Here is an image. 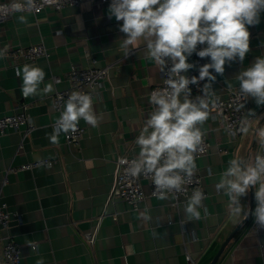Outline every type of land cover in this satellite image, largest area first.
Instances as JSON below:
<instances>
[{"label":"crops","instance_id":"obj_1","mask_svg":"<svg viewBox=\"0 0 264 264\" xmlns=\"http://www.w3.org/2000/svg\"><path fill=\"white\" fill-rule=\"evenodd\" d=\"M109 4L110 0L102 4L85 0L59 11L47 7L37 15L24 12L27 24L17 22L20 13L9 14L0 23V48L44 43L48 56L28 64L43 67L46 82L52 76H63L71 65H112L94 100L95 110L103 117L100 126L92 128L81 121L85 135L77 146H68L63 134L58 144L50 139L58 117L52 108V94L42 99L25 98L20 90L22 81L15 75V69L24 63L0 58V115L17 111L25 103L34 124L24 136L14 129L0 134L1 198L13 214L7 232L21 248V264H36L41 256L46 264H186L185 252L191 254L195 264H209L238 223L227 211V198L215 192L218 176L209 177L207 170L211 167L219 173L232 156L249 155L253 148L255 155L259 140L250 148L251 134L232 137L217 119H209V151L200 156L197 165L206 194L204 205L210 215H202L199 221H186V199L174 204L146 197L137 208L150 209V223L140 220L137 208L125 201L108 202L115 162L122 155L138 151L135 137L152 110L149 92L161 79L159 69L147 57L143 41L133 45V52L125 57L119 47L124 34L119 31V23L108 18ZM77 17L83 24L81 30L76 27ZM250 32L251 51L243 64L226 66L224 76H217L214 88L221 99L237 88L235 75L264 53V16ZM226 79H230L232 89L227 88ZM64 86V81L55 85ZM193 94L198 93L193 90ZM246 109H254L258 115L264 113V108H257L253 100L248 101ZM49 158L53 160L51 168L38 165L5 174L8 167ZM144 190L148 192L145 183ZM242 202L250 205V194ZM251 207H255L253 194ZM99 219L91 247L83 235ZM253 227L250 216L215 264H264V246L259 244V240L264 241V231L256 236ZM30 242L39 244L36 252L31 250ZM1 246L0 239V261Z\"/></svg>","mask_w":264,"mask_h":264},{"label":"clouds","instance_id":"obj_2","mask_svg":"<svg viewBox=\"0 0 264 264\" xmlns=\"http://www.w3.org/2000/svg\"><path fill=\"white\" fill-rule=\"evenodd\" d=\"M36 5L37 0H10L6 8L13 15L20 13L16 16L18 23L27 24L28 18L22 13L31 12ZM107 13L109 19L119 23V31L124 34L119 47L125 57L133 52V45L143 41L149 61L164 77L163 86L149 93L152 110L135 137L138 151L131 158L120 157L118 163L126 176L150 179L156 199L178 201L179 194L186 192L188 186L198 184L197 160L204 152L206 125L209 119H216L212 112L221 99L214 88L217 76H224L226 66L243 64L250 53V28L261 23L264 0H110ZM76 22L81 30V18L77 17ZM7 54V46L0 48V58ZM193 55L208 62L197 66L191 60ZM192 70H197L198 75H188ZM15 75L22 81L20 90L25 98L42 99L55 93V85L60 83L46 82L47 73L34 64L17 67ZM235 80L238 102L234 110L245 112V116L236 129L231 130L230 126V135L251 134L254 141L259 140L260 150L255 155L232 156L222 171L216 173L209 167L207 174L218 176L214 189L227 198L229 215L236 223L251 216L252 231L257 236L264 231V126L253 127V123L264 125V113L245 111V105L253 100L257 108H264V53L242 68ZM224 83L232 89L230 79ZM193 86L198 94H193ZM96 99L92 92L71 91L54 123L51 142L58 144L61 134H75L81 121L92 128L99 127L103 117L95 110ZM39 166L51 168V159L40 160ZM250 192L254 208L242 202ZM205 199L202 187L192 189L183 204L187 222L210 215ZM136 210L140 220L152 222L149 208ZM259 244L264 246V241L259 240ZM28 245L33 252L39 248L37 242ZM36 264H46L45 258L39 257Z\"/></svg>","mask_w":264,"mask_h":264},{"label":"built area","instance_id":"obj_3","mask_svg":"<svg viewBox=\"0 0 264 264\" xmlns=\"http://www.w3.org/2000/svg\"><path fill=\"white\" fill-rule=\"evenodd\" d=\"M84 1L85 0H37L36 8L33 9L30 13L37 15L44 8L47 7H51L54 10L59 11L65 6H76ZM94 1L102 4L109 0ZM9 3L10 0L0 1V23L3 22L9 14H11L10 10L6 8V5H8ZM7 47L8 54L4 58L10 60L13 63L22 62L26 64L34 62L38 58L48 56L47 48L43 42H38L25 46L18 45ZM192 61L195 62L197 66L208 62L206 59L201 60L195 55H193ZM111 66V64H105L99 67L71 65L69 70L63 76H52L53 82L59 80L60 82L64 81L66 83V86L62 88L57 87V91L51 96L52 108L58 114V116L60 114V111L62 110L64 102L67 99V96L71 93V91L83 90L85 92H92L96 96L99 93V90L103 86L104 82L108 78ZM188 75H198V72L197 70H192L188 73ZM160 76V82L155 85L150 90V92L157 87L163 86L164 77L162 76V74H160ZM193 90L197 91L195 86H193ZM237 102L238 95L235 89L233 91L228 92L226 97L220 99L219 106L213 110L214 116L224 127L227 135H230V126L231 130L236 129L239 126L240 121L245 116V112H236L234 110V105ZM26 108L27 104L22 103L17 111H14L9 114L0 115V134H2L6 129H14L16 131H20L23 136L29 134L34 129V124L29 119L26 113ZM245 111H247L246 105ZM85 133V127L79 125V130L75 134L69 136L64 135L65 143L68 146H77L79 144L80 139L83 137V135H85ZM237 136L241 135L238 134ZM258 150H260V146L258 147ZM208 151L209 143L206 139L204 152L201 153L200 156L207 154ZM122 156H127L131 158L133 154H125ZM118 159L115 162L114 178L108 193L107 200L109 202L112 201V199H121L127 204H129L131 207L137 208L138 203L143 201L146 197H154L153 185L150 179L148 178L140 177L134 179L126 176L123 167L118 163ZM39 161L40 160L23 163L16 167H8L5 171V174L21 170H30L38 166ZM51 163L53 164V160H51ZM196 179L198 180V184L194 183L188 186L186 192L179 194L178 201L185 200L188 195H190L193 188L197 186L203 188L202 177L199 173H197ZM5 182L6 179L4 178L2 181V185ZM144 183L148 187V192H145L144 190ZM178 201H173V203L177 204ZM11 216H13V214L8 210L7 204L2 200L0 190V231L2 233L0 236V239L2 240L0 264H21L22 260V251L19 244L16 242L14 237L7 232L10 227ZM99 223L100 219L97 221L94 227L86 231L83 235L85 241L91 247L94 245ZM185 260L186 264H195L193 257L188 252H185Z\"/></svg>","mask_w":264,"mask_h":264},{"label":"water","instance_id":"obj_4","mask_svg":"<svg viewBox=\"0 0 264 264\" xmlns=\"http://www.w3.org/2000/svg\"><path fill=\"white\" fill-rule=\"evenodd\" d=\"M259 126V125H258ZM254 143L253 137H252V141L250 144V148L252 147ZM250 194V206H252V192L249 193ZM245 222V220H241L240 223H238L236 225V227L232 230V232L227 236V238L223 241V243L221 244L220 248L218 249L217 253L215 254V256L213 257V259L210 261L209 264H215L218 260V257L220 256V254L222 253L223 249L225 248V246L227 245V243L231 240V238L237 233V231L240 229V227L243 225V223Z\"/></svg>","mask_w":264,"mask_h":264},{"label":"rangeland","instance_id":"obj_5","mask_svg":"<svg viewBox=\"0 0 264 264\" xmlns=\"http://www.w3.org/2000/svg\"><path fill=\"white\" fill-rule=\"evenodd\" d=\"M257 142H258V139H257ZM253 151H254V148L252 149L251 155H253Z\"/></svg>","mask_w":264,"mask_h":264}]
</instances>
